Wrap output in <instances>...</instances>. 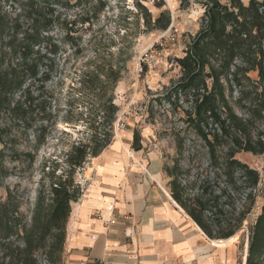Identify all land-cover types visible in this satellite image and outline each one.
I'll return each instance as SVG.
<instances>
[{
    "label": "trees",
    "instance_id": "1",
    "mask_svg": "<svg viewBox=\"0 0 264 264\" xmlns=\"http://www.w3.org/2000/svg\"><path fill=\"white\" fill-rule=\"evenodd\" d=\"M3 1H11L12 10L3 9ZM95 1L101 5V0H0V140L9 136L15 125L33 126L30 83L44 84L51 77L52 66H42L48 53L56 54L58 47L54 44L46 53L40 49L48 38L45 33L54 27L56 8L82 9ZM204 7L200 30L185 56L177 59L183 75L176 92L191 95L185 130H193L203 141L209 165L195 174L192 166L183 168L181 160L189 149L187 136L179 131V158L165 171L171 177L172 197L209 238L232 237L248 222L245 264H264V204L251 219L258 199L264 197V189L259 188L260 173L236 157L241 151L264 153V131L255 132V120L264 119V90L256 93V99L251 98L247 117L235 112L227 95L228 90L231 96L238 87L242 98L247 93L244 80L251 81V71L258 72L264 85V0H249L248 4L242 0H205ZM14 8L18 9L15 14ZM170 23L167 11L156 19L162 30ZM207 79H211L210 86ZM112 108L115 113L117 107L112 104ZM44 127L41 125L40 132ZM113 136L107 131L92 142L74 144L67 154V169L59 174L57 168L52 171L48 188L40 189L30 214L22 209L21 195L8 189L7 197L0 200V264H42L40 253L55 263L51 256L64 249L71 203L83 192L75 181L76 170L100 155ZM194 147L191 160L200 154V148ZM132 148L142 149L137 128ZM27 155L33 158L32 153ZM0 170H4L2 165ZM247 238H240L243 247Z\"/></svg>",
    "mask_w": 264,
    "mask_h": 264
},
{
    "label": "rangeland",
    "instance_id": "2",
    "mask_svg": "<svg viewBox=\"0 0 264 264\" xmlns=\"http://www.w3.org/2000/svg\"><path fill=\"white\" fill-rule=\"evenodd\" d=\"M204 2L101 0V5L95 1L82 9L57 7L54 27L45 33L48 38L40 49L46 53L54 44L58 47L56 54L48 53L49 58L44 59L42 66V69L47 63L52 66L51 77L44 84L30 83L33 126L15 125L9 136L0 140V165L4 167L0 170V200L7 197L8 189L14 190L21 195L22 209L30 214L40 189L48 188L52 171L57 168L59 174L67 169V154L73 145L102 138L107 131L113 133L112 141L115 137L125 141L128 130L139 129L144 154L157 153L170 191L171 177L165 168L173 167L179 158V131L181 136H187L189 149L181 160L183 168L192 166V174L207 168L209 160L203 141L193 130H185L191 95L176 92L183 75L177 59L185 56L189 43L201 28ZM11 4L3 1V9L12 10ZM165 11L171 23L162 30L156 26V19ZM17 12L14 8L12 13ZM166 19L167 14L163 23ZM249 76L251 81L244 80L247 93L242 98L238 87L231 96L227 91L235 112L242 117L248 116L251 98L256 99V93L264 90L257 71H251ZM207 83L210 86L211 79ZM112 104L117 107L115 113ZM41 125H45L42 132ZM258 130L264 131V119L255 120V132ZM193 147L200 148V154L191 160ZM27 153H32L33 158ZM236 157L259 171V188L263 190L264 153L241 151ZM81 169L76 170V183ZM263 204L264 197H260L252 220ZM247 224L232 236L238 237L240 255L245 247L240 238L242 235L247 238ZM51 257L54 264H65L64 249ZM39 259L42 264H52L45 253H40Z\"/></svg>",
    "mask_w": 264,
    "mask_h": 264
},
{
    "label": "crops",
    "instance_id": "3",
    "mask_svg": "<svg viewBox=\"0 0 264 264\" xmlns=\"http://www.w3.org/2000/svg\"><path fill=\"white\" fill-rule=\"evenodd\" d=\"M133 137L132 130L125 141L115 137L81 169L65 264H245L246 244L240 255L238 237L209 238L172 197L157 153L135 150ZM112 217L115 224L105 223Z\"/></svg>",
    "mask_w": 264,
    "mask_h": 264
},
{
    "label": "built area",
    "instance_id": "4",
    "mask_svg": "<svg viewBox=\"0 0 264 264\" xmlns=\"http://www.w3.org/2000/svg\"><path fill=\"white\" fill-rule=\"evenodd\" d=\"M113 209H114V205L109 206L110 211H113ZM116 222H117V218L112 217L111 219L107 220L105 223L112 225V224H115ZM93 264H110V263L105 260H99V261L94 262Z\"/></svg>",
    "mask_w": 264,
    "mask_h": 264
},
{
    "label": "water",
    "instance_id": "5",
    "mask_svg": "<svg viewBox=\"0 0 264 264\" xmlns=\"http://www.w3.org/2000/svg\"><path fill=\"white\" fill-rule=\"evenodd\" d=\"M246 245H248V238H247V241H246ZM247 250H248V247H247Z\"/></svg>",
    "mask_w": 264,
    "mask_h": 264
},
{
    "label": "bare ground",
    "instance_id": "6",
    "mask_svg": "<svg viewBox=\"0 0 264 264\" xmlns=\"http://www.w3.org/2000/svg\"><path fill=\"white\" fill-rule=\"evenodd\" d=\"M125 148L127 149V147H125ZM126 149H125V150H126ZM126 151H127V150H126Z\"/></svg>",
    "mask_w": 264,
    "mask_h": 264
}]
</instances>
